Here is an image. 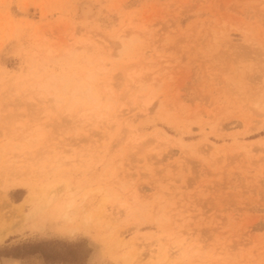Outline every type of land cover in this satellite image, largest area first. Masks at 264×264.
Here are the masks:
<instances>
[{
	"label": "rangeland",
	"instance_id": "rangeland-1",
	"mask_svg": "<svg viewBox=\"0 0 264 264\" xmlns=\"http://www.w3.org/2000/svg\"><path fill=\"white\" fill-rule=\"evenodd\" d=\"M0 235V264H264V0H0Z\"/></svg>",
	"mask_w": 264,
	"mask_h": 264
},
{
	"label": "bare ground",
	"instance_id": "bare-ground-1",
	"mask_svg": "<svg viewBox=\"0 0 264 264\" xmlns=\"http://www.w3.org/2000/svg\"><path fill=\"white\" fill-rule=\"evenodd\" d=\"M130 77L132 76V74L131 73H129L128 74ZM53 76V75H52ZM90 77H91V75H90ZM50 78V76L48 77V79ZM53 77H51V79H52ZM93 78V77H92ZM45 79L44 81H42V82H44V83H42V82H38V85L40 86V88H43V89H46V90H44L45 92L47 91H49L50 89H54V88H58L56 85H57V83H54L55 81H56V78H54V80L52 79V81H54V82H52L51 81V79ZM62 79H64V78H62ZM59 80L60 82H61V84H63L64 82H65V79L64 80ZM64 81V82H63ZM57 82V81H56ZM59 82V83H60ZM42 83V84H41ZM51 87H54V88H51ZM36 88V87H35ZM37 89H38V86H37ZM27 90H29V89H27ZM41 90V89H40ZM26 91V90H25ZM42 91V90H41ZM76 91V90H75ZM77 92V91H76ZM42 93H43V91H42ZM74 93V92H73ZM97 97V96H96ZM98 98V97H97ZM92 99H95V98H93L92 97ZM101 102V101H100ZM100 102L98 103V104H100ZM151 103V100H149V99H145L144 100V106L146 107V106H148L149 104ZM97 104V106H99ZM110 104V103H109ZM115 104V103H114ZM111 105V104H110ZM96 106V109H99L98 107ZM120 108L122 107V105H120L119 106ZM105 108H107V110L105 111V114L103 113V112H100L101 114H99V115H97V119L95 120L96 121V123H101V120H103L105 123H108V124H111L112 122H115V123H118V122H120V120H122L124 117H125V113H124V111H122V113H117V112H115L113 115H112V113L111 112H108V106H105L104 107V110H105ZM92 110H95V106H94V108L92 109ZM100 110H103V109H100ZM145 110H146V108H145ZM111 111V110H110ZM93 113H94V111H92ZM114 112V111H113ZM91 113V112H90ZM98 113V112H97ZM111 115H110V114ZM86 116H88L87 118H90L91 116H89L88 114H89V112H86ZM92 114V113H91ZM95 114V113H94ZM93 114V115H94ZM93 115H92V117H93ZM95 115V116H96ZM132 116H134V117H132ZM132 116H129V117H126L125 119L126 120H124V122H123V125L125 126V128H124V126H123V128H122V130L123 129H126L127 130V128H128V131H126V132H124V133H126L127 135L129 134H131L130 136H132V138H131V140L130 141H128V143L130 144V146H131V148L133 149V150H136V149H146V148H149L150 146H152V144H148V145H146V140L144 139V135H142V136H140L139 135V132L138 131H135L136 129L134 128V125L132 124V122L134 121V120H136L135 118L137 117L136 115H132ZM96 118V117H95ZM135 122V121H134ZM121 131V130H120ZM119 131V132H120ZM124 131V130H123ZM138 132V133H137ZM127 135H124L125 136V138L127 137ZM123 136V137H124ZM122 138V137H121ZM124 138V139H125ZM128 138V137H127ZM129 138V139H130ZM128 140V139H127ZM127 140H125V141H127ZM15 177H17L16 176V172H8L7 173V177H6V179H7V181H8V183H5V188L4 189H7V190H9L11 187H12V185L13 184H18V182H20V181H22V180H18V181H15V180H13ZM12 181V182H11ZM70 186H69V184H67L66 182L64 183V185L62 184L61 185V187H57V188H55L53 191H51L49 194H48V197L49 198H45V200L39 205V206H37V208L35 209V211H34V213H33V216H39L40 218H48V217H54V216H56V215H58L59 214V212H60V210H61V204L59 203V196L62 194V191H64L65 189H68ZM103 189H100V191H102ZM3 193V192H2ZM2 196H4V195H2ZM52 196V197H51ZM6 198V197H5ZM105 199H107V198H105ZM104 200V199H103ZM107 200H109V199H107ZM7 200H5V202H6ZM74 201H75V199H74V197H72L71 198V202L68 204V206H67V210L65 211V216L67 217V215L69 214V212H71V211H78V209L76 208V209H74V208H72L73 207V204H74ZM4 202V203H5ZM7 203H8V201L5 203L6 205H7ZM9 204V203H8ZM120 205H122V207H124V209H125V207L127 208V206L126 205H128V204H125V203H121ZM22 209V208H21ZM21 209H20V211L19 212H22L21 211ZM17 213H18V211H17ZM19 215H20V213H18ZM22 214V213H21ZM21 216V215H20ZM37 218V217H36ZM1 236V235H0ZM4 236V235H3ZM2 236V237H3Z\"/></svg>",
	"mask_w": 264,
	"mask_h": 264
}]
</instances>
